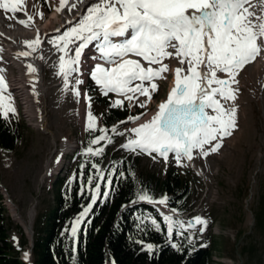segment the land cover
I'll list each match as a JSON object with an SVG mask.
<instances>
[{"label": "snow or ice", "instance_id": "1", "mask_svg": "<svg viewBox=\"0 0 264 264\" xmlns=\"http://www.w3.org/2000/svg\"><path fill=\"white\" fill-rule=\"evenodd\" d=\"M78 3L84 4L85 0H58L55 11L60 13L67 8L72 12ZM0 11L11 14L6 18L15 19L26 28L33 22V16L26 11V0H0ZM17 13L27 18L17 19ZM77 16L78 19L73 17L75 23L66 22L71 27L62 33L57 28L55 31L60 34L48 41L59 53L56 74L63 79L65 90L69 89L70 77L80 72L81 57L89 46L96 48L100 61L91 69V79L103 95L117 96L112 107L122 108L128 101L129 106L136 102L140 108H146L153 93L158 91L157 81L166 79L165 73L169 71L174 76L167 99L158 104L151 118L137 123L146 113L128 116L120 123L132 122L136 126L123 132L115 126L110 130L97 129V118L90 110L91 98L86 97L89 110L85 130L99 131L100 135L89 140L84 156H102L104 147L93 146L112 143L109 131L119 136L127 133L128 138L121 148L128 152L146 154L153 160L162 158L165 163L171 154L181 166L184 160L192 161L196 155L207 157L219 151L224 138L237 128L234 102L238 88L233 87L239 83L237 76L264 53V0H93ZM23 43L29 51L19 52L18 56L32 55L43 41L37 34L35 39ZM166 59H175L179 66L170 69L164 63ZM27 67L29 73L37 71L32 64ZM81 83L82 80L74 78L71 90L77 97L81 93L76 85ZM7 89L4 76L0 75V115L4 118L9 113L15 114L10 94L5 95ZM140 97L145 100L141 101ZM91 168L95 172L86 180L81 172L79 177L73 175L68 181L71 185L82 180L79 194L90 196L73 222L72 237L77 236L79 226L97 201L107 198L112 190L115 168L105 172L96 163H92ZM131 175L134 176V172ZM119 176L124 178L125 174L121 172ZM136 197L133 203L146 201L163 206L168 203L167 196L156 200L143 188ZM149 219L155 229L161 231L157 221ZM162 219L169 243L178 251L180 246L171 242L174 230L183 236L199 225V232L203 233L208 223L200 216L185 222L162 214ZM188 244H193L191 236ZM144 249L151 253L154 246L144 244ZM28 256L24 254L26 260Z\"/></svg>", "mask_w": 264, "mask_h": 264}, {"label": "rangeland", "instance_id": "2", "mask_svg": "<svg viewBox=\"0 0 264 264\" xmlns=\"http://www.w3.org/2000/svg\"><path fill=\"white\" fill-rule=\"evenodd\" d=\"M54 4H56V0H26V11L33 16L32 24L43 23L54 10ZM0 12L3 14L4 22L8 23L7 25L16 23L15 19L6 18V15L11 14ZM16 17L21 19L24 14L17 13ZM50 39L42 43L47 47V51H44L45 53L43 52L41 56L43 57L41 61L44 63L43 77L48 88L46 96H44L45 104L42 106L40 94L36 95V101L39 103L37 110L42 106L38 111L45 116L44 118L41 115L44 118V123L46 121L48 130L53 133L55 148L51 143L50 134L30 127L25 116H18L17 106L15 114H9L8 117H20L23 120V137L14 154L6 155L0 152V197L2 198L0 205L5 208L6 215L11 220L9 226L11 244L15 250L21 252L22 257L29 249V242L25 234L26 244L22 246V237L18 228H21L22 231L25 230L23 228H25L28 214L33 208V199L38 196V180L43 173L44 164L50 158V168L53 171L51 176L46 179L45 187L37 199L35 207V210L37 209L35 218V221L38 218L37 225L44 224L45 214L53 206V183L56 182L58 176L62 177L67 174L74 164L73 155L81 149L86 128V113L89 110V101L86 97L91 98L88 88L102 93L89 74L80 75V72L70 77L68 90L64 89V84L54 86L57 80L61 83L60 76L56 74L59 54L48 43ZM1 47L0 45V57L5 55ZM94 50H96L94 46L86 48L81 57L80 66L89 62V58L92 56L90 52ZM18 59L20 58L18 57ZM164 63L168 64L172 70L179 66L175 59H166ZM249 65H246L237 76L239 83L233 85L234 88H238L237 99L234 102L237 107V128L231 136L224 138L218 152L211 153L207 157L196 155L190 161L197 172L193 171L186 160L183 161L182 166L178 165L171 154L168 162L165 163L162 158L153 160L146 154L126 151L121 148V145L126 142L127 133L124 136L118 135L117 142L112 146L114 152L120 150L122 153L132 156L138 155L141 159V168L151 174L163 176L166 170L174 165L192 180L191 201L194 208L191 214L182 221L187 222L195 216L207 220V227L203 233L199 232V225L187 233L195 240H201L200 244L207 245L212 249V259L215 264H264V231L255 227V214L264 200V83L261 84L263 71L256 70V74L259 73L255 75L254 65ZM250 67L253 68L250 69ZM0 70L4 73L5 80L16 76L18 72L16 68L12 67L11 61L5 58L0 61ZM165 75L166 79L157 81L158 91L153 93L152 100L146 108H140L138 105L134 107L135 102L132 103V106L126 105L129 103L128 101L124 103V106H128L132 113L130 116L146 113L137 123H143L149 117L151 118L150 115L155 113L158 104L167 99L173 86L171 80L174 76L171 71ZM74 78L83 81L76 85L81 93L79 97L75 96L71 90ZM106 97L112 102L117 99L113 93H109ZM81 99H84L85 113L80 122L77 117V108ZM140 100H145V97H140ZM31 107L35 112L33 104ZM90 110L95 116L92 105ZM37 114L40 116L39 113ZM135 126L136 124L132 122L121 124L118 131L123 132L126 128ZM64 141L72 144L73 150L68 153H60V146ZM104 201L105 198H101L97 202ZM9 203L13 204L15 215L22 218L21 220L25 224L23 227L17 223L14 215L12 217ZM160 207L162 210H167L166 206L160 205ZM18 212L23 217L27 214L23 218ZM258 224L259 222L257 226H259ZM263 224L264 220L260 225ZM250 252H252L251 255Z\"/></svg>", "mask_w": 264, "mask_h": 264}, {"label": "trees", "instance_id": "3", "mask_svg": "<svg viewBox=\"0 0 264 264\" xmlns=\"http://www.w3.org/2000/svg\"><path fill=\"white\" fill-rule=\"evenodd\" d=\"M91 105L97 118V129L118 127L120 121L130 116L126 107H112V101L102 96L97 90L89 89ZM23 126L15 118L5 121L0 116V152L14 154L23 137ZM99 131L90 133L84 131L81 149L73 155L74 164L64 176H58L53 183L54 203L45 214L44 224L37 225L33 230L32 264H214L212 249L201 240L188 244L189 234L178 235L174 230L171 242L180 246L173 249L169 243L166 225L158 209L146 201H138L136 193L141 188L158 200L168 197L167 207L175 209L174 214L182 220L191 214L194 206L192 197V180L187 178L177 166H170L163 176L151 174L141 168L138 155L113 151L118 135L109 131L112 143L101 142L93 147H104L102 156H84L83 151L88 142ZM96 163L102 170L108 172L115 168L112 190L105 201L97 202L88 217L78 228L77 236H71V227L75 218L89 202L90 196L80 195L82 180H76L71 185L68 181L83 172L84 180L95 170L91 164ZM84 168H81V165ZM125 174L120 178L119 173ZM134 172V176L131 173ZM105 191L101 187V193ZM1 199V198H0ZM153 218L160 225L157 231L151 224ZM264 200L255 214V227L264 231ZM90 221V222H89ZM259 222V226L257 223ZM11 220L6 215L5 208L0 205V264H26L21 259V252L14 249L9 238ZM22 246L26 244L21 228ZM24 238V239H23ZM143 243H139V242ZM152 244L154 251L149 253L144 244ZM252 252H250V255Z\"/></svg>", "mask_w": 264, "mask_h": 264}, {"label": "bare ground", "instance_id": "4", "mask_svg": "<svg viewBox=\"0 0 264 264\" xmlns=\"http://www.w3.org/2000/svg\"><path fill=\"white\" fill-rule=\"evenodd\" d=\"M70 2H76V0H70ZM92 2L93 0H85L84 4L78 3L77 8L74 9L70 13L67 11V8H65L62 12L57 13L55 11V7L58 6V0H56V4H54V10L48 15L47 19L43 23L38 24V25L32 24V27H27V28L17 22L7 25L8 23L6 24L4 22L5 20H3V16H2L3 14H1L0 12V45L2 46L1 48L3 49L4 54H5L1 56L0 59L2 58L8 59L9 61H11L12 67L16 68L18 71L16 76H12L10 83L8 84L7 90L14 95L13 98H15L14 102L18 106L19 115L25 116L27 118V121L30 127L38 128L39 131H42V133L45 132V133L50 134L52 138L51 143L54 148H55V139H54L53 133L48 130L46 121L44 123L45 116L42 115L40 111H38L45 104L44 96H46L45 94L48 89L47 86L45 85V79L43 77L44 63L41 61V58H40L42 56V53L44 51H47V47L44 45H41L38 51L35 53H32V55L30 56H18L17 54L22 51H29V49L23 43L25 40L35 39L37 34H39L41 40L44 42L45 40H48L49 38H53L60 34L55 31L57 28H59L60 32L62 33L65 30V28L71 27V25L67 24L66 22L68 20H73V17H76L78 19L79 17L77 16V13L80 12L82 14V12L86 9V7ZM26 18L27 17L24 15V17L21 19H26ZM73 23H75V20H73ZM90 53L92 56H90L89 62L84 63L80 66V75L81 74L90 75V71L94 67V65L97 62H100L98 59L99 53L97 52V50H94L93 52H90ZM18 57L20 59H18ZM94 57L96 58L94 59ZM29 64H32L33 67L37 69L35 73H29L28 67H27ZM253 65H254L255 75L259 73L258 72L256 74V70L263 71L262 80H261L262 81L261 84H263L264 83V53H262L260 57H257V59L254 62L250 63L249 66H253ZM252 68L250 67V69ZM259 77L260 75L258 76V78ZM59 81L61 83H59L57 80L56 83L54 84L55 87L64 84L63 79L61 77L59 78ZM173 81H174V78L171 80V85H173ZM37 94H40L42 96V103H41L42 106H40L38 110H37V107L39 103L36 101ZM38 101L40 102V99H38ZM32 104L35 109V112L34 110L32 111V107H31ZM80 105H82V107H80ZM37 113H39L40 116L41 115L44 116V118L42 116L41 117L38 116ZM84 113H85L84 99H81L78 105V108H77V117L80 122L83 119ZM72 148H73L72 144H69L68 142L64 141L60 146V153H68L69 151L73 150ZM50 161L51 159L48 158V160H46L44 164L43 173L41 175V178L38 180V186H37L38 196L33 199V203H34L32 206L33 208L32 209L30 208L31 211L28 214V221L26 223L25 228H23L26 230L24 231H25L26 238L29 244L31 243V239L33 238V235L31 234V231H30V227H32V229L34 227V221H35L36 214H37L36 212L37 209L35 210L37 199H39V196H40L39 194L42 191V189L45 187L46 179L51 176V173L53 171L50 168ZM10 203L9 205L11 207L12 217L14 215V218L17 221V223L23 227V225L25 224L21 220L22 218L20 219L18 216L15 215V209L12 207L13 204L11 205ZM28 261L31 263L30 257H28Z\"/></svg>", "mask_w": 264, "mask_h": 264}, {"label": "water", "instance_id": "5", "mask_svg": "<svg viewBox=\"0 0 264 264\" xmlns=\"http://www.w3.org/2000/svg\"><path fill=\"white\" fill-rule=\"evenodd\" d=\"M187 162H188V164L191 166V168L193 169V171L197 172V171L192 167L190 161H187ZM149 205H151V206H153V207L159 209L160 212H161L162 214H168V215H172V216H174L175 218H178V217H177L175 214H173L171 211H169V210H162L161 207H160V205H154V204H149ZM30 231H31V234L33 235L34 232H33L32 227H30ZM24 233H25V232H24ZM29 247H30L29 255L31 256L32 247H33V238L31 239V243L29 244ZM25 262H26L27 264H32V263H30L29 261H28V262L25 261Z\"/></svg>", "mask_w": 264, "mask_h": 264}]
</instances>
